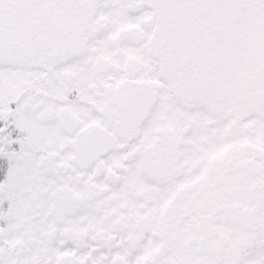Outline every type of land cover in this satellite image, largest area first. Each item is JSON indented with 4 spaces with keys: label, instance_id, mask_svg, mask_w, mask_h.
I'll use <instances>...</instances> for the list:
<instances>
[{
    "label": "snow or ice",
    "instance_id": "snow-or-ice-1",
    "mask_svg": "<svg viewBox=\"0 0 264 264\" xmlns=\"http://www.w3.org/2000/svg\"><path fill=\"white\" fill-rule=\"evenodd\" d=\"M0 264H264V0H0Z\"/></svg>",
    "mask_w": 264,
    "mask_h": 264
}]
</instances>
